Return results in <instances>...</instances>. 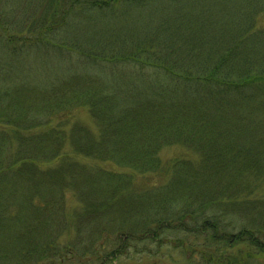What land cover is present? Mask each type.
Returning <instances> with one entry per match:
<instances>
[{"label": "trees", "instance_id": "obj_1", "mask_svg": "<svg viewBox=\"0 0 264 264\" xmlns=\"http://www.w3.org/2000/svg\"><path fill=\"white\" fill-rule=\"evenodd\" d=\"M171 249L264 255V0H0V264Z\"/></svg>", "mask_w": 264, "mask_h": 264}, {"label": "rangeland", "instance_id": "obj_2", "mask_svg": "<svg viewBox=\"0 0 264 264\" xmlns=\"http://www.w3.org/2000/svg\"><path fill=\"white\" fill-rule=\"evenodd\" d=\"M76 116L86 121L87 123L91 124L93 127H95L92 118L90 117L89 113L86 110H78ZM187 151L188 150L185 148H181L179 146H172V147L164 148L161 151V155L164 158H171L176 155L186 153ZM83 161L92 166L94 165L96 166L97 164L106 165L104 164V162L101 163L99 160L96 159L83 158ZM112 167H116V165L113 164ZM120 169L121 167L119 168V170ZM145 179L146 177L144 178V180ZM64 237L65 236H63L62 238ZM239 246L240 245L233 247L232 252H236ZM171 250H172L171 252L169 250L168 254H163L162 252H160L158 256H147V255H144L142 257L135 256V257H130V259H123L121 261L115 260L114 262H109L107 264H153L154 262H156V264H185L186 260L182 256L181 254L182 252L180 250H173V249ZM254 262H255L254 264H264V255H259V258L255 259Z\"/></svg>", "mask_w": 264, "mask_h": 264}]
</instances>
